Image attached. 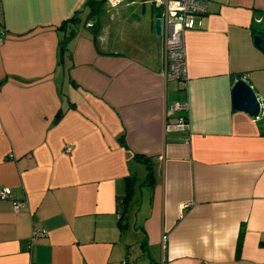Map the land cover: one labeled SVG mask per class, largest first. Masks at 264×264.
<instances>
[{"label": "crops", "instance_id": "crops-1", "mask_svg": "<svg viewBox=\"0 0 264 264\" xmlns=\"http://www.w3.org/2000/svg\"><path fill=\"white\" fill-rule=\"evenodd\" d=\"M0 1V264H264V0H203L185 80L151 0Z\"/></svg>", "mask_w": 264, "mask_h": 264}, {"label": "built area", "instance_id": "built-area-1", "mask_svg": "<svg viewBox=\"0 0 264 264\" xmlns=\"http://www.w3.org/2000/svg\"><path fill=\"white\" fill-rule=\"evenodd\" d=\"M124 0H106L108 7H115ZM152 4L159 8V18L161 19L162 29L164 31V75L167 79L185 80L186 71V53L184 44V33L187 29L201 26L202 14L206 11V5L203 0H151ZM3 9L0 1V23L2 21ZM1 41V38H0ZM184 105L174 102L170 105V110L183 109ZM188 126L185 117L181 116L174 124H168V128L184 129ZM69 149V147H67ZM10 189L2 187L0 189V199L9 198ZM184 203L183 206H187ZM24 206V201L13 200L12 207L18 212ZM47 234L45 228L33 227L31 240ZM163 242L166 241V235L162 236ZM122 264H128L123 261Z\"/></svg>", "mask_w": 264, "mask_h": 264}, {"label": "water", "instance_id": "water-1", "mask_svg": "<svg viewBox=\"0 0 264 264\" xmlns=\"http://www.w3.org/2000/svg\"><path fill=\"white\" fill-rule=\"evenodd\" d=\"M154 28L157 34L161 32V19L156 18ZM262 37L255 36L256 45L260 46ZM233 108L243 109L252 116H259L262 107L260 99L253 86L245 79L244 76L238 78L232 88Z\"/></svg>", "mask_w": 264, "mask_h": 264}, {"label": "trees", "instance_id": "trees-1", "mask_svg": "<svg viewBox=\"0 0 264 264\" xmlns=\"http://www.w3.org/2000/svg\"><path fill=\"white\" fill-rule=\"evenodd\" d=\"M100 3L102 4V3H104L103 1H100ZM66 20H72V21H74V19H73V17H71V18H67ZM129 197V187H128V191H127V193H126V196H125V200L127 199Z\"/></svg>", "mask_w": 264, "mask_h": 264}, {"label": "rangeland", "instance_id": "rangeland-1", "mask_svg": "<svg viewBox=\"0 0 264 264\" xmlns=\"http://www.w3.org/2000/svg\"><path fill=\"white\" fill-rule=\"evenodd\" d=\"M261 27V31L264 32V23H262Z\"/></svg>", "mask_w": 264, "mask_h": 264}]
</instances>
